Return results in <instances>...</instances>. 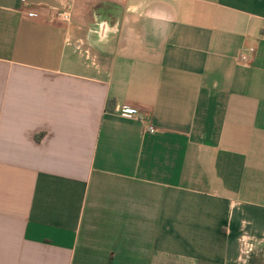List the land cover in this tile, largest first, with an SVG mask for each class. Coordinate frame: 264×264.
I'll return each mask as SVG.
<instances>
[{"label": "crops", "instance_id": "0c3cea01", "mask_svg": "<svg viewBox=\"0 0 264 264\" xmlns=\"http://www.w3.org/2000/svg\"><path fill=\"white\" fill-rule=\"evenodd\" d=\"M0 264H264V0H0Z\"/></svg>", "mask_w": 264, "mask_h": 264}, {"label": "built area", "instance_id": "2783aa9c", "mask_svg": "<svg viewBox=\"0 0 264 264\" xmlns=\"http://www.w3.org/2000/svg\"><path fill=\"white\" fill-rule=\"evenodd\" d=\"M30 16L36 17L37 14L36 13H30ZM70 19H71V11L68 8L54 9L52 11V15L50 18V20H52V21L59 20L62 22H69ZM255 53H256L255 48H250L240 55L239 60L245 64H249L252 62ZM122 113L127 115V116H133V115H136L138 112L135 109L124 108L122 110ZM147 130H148V132H150L152 134H154L158 131L157 128L155 126H152V125L148 126Z\"/></svg>", "mask_w": 264, "mask_h": 264}]
</instances>
